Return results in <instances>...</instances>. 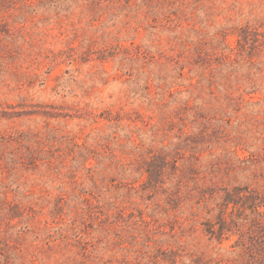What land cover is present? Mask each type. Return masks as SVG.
Returning a JSON list of instances; mask_svg holds the SVG:
<instances>
[{"label":"rangeland","instance_id":"obj_1","mask_svg":"<svg viewBox=\"0 0 264 264\" xmlns=\"http://www.w3.org/2000/svg\"><path fill=\"white\" fill-rule=\"evenodd\" d=\"M0 264H264V0H0Z\"/></svg>","mask_w":264,"mask_h":264}]
</instances>
